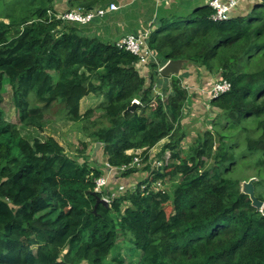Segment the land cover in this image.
<instances>
[{
    "label": "trees",
    "instance_id": "obj_1",
    "mask_svg": "<svg viewBox=\"0 0 264 264\" xmlns=\"http://www.w3.org/2000/svg\"><path fill=\"white\" fill-rule=\"evenodd\" d=\"M38 1L28 11L25 0L20 9L2 10L9 23L0 21V104L10 83L20 118L6 119L0 105V264H126L120 236L132 244L130 251H140L137 264H264V207L252 204L238 176L254 167L255 193L264 201V3L218 22L209 4L175 26L163 19L149 37L156 60L146 77L137 55L86 35L80 23L56 19L49 13L54 0ZM103 1L68 5L90 8ZM170 59L231 83L210 101L222 118L187 150L182 121L190 92L182 75L158 70ZM90 94L104 100L82 112L81 101ZM135 99L139 105L127 111ZM53 103L73 122L91 121L100 110L107 124L92 136L108 163L130 164L139 155L154 178L109 206H96L98 197L111 193L95 191L103 175L98 164L71 157L54 136L30 140L20 130L19 124L42 129ZM235 128L238 135L225 133ZM167 139L159 155L169 150V160L154 168L150 149ZM159 180L163 186L171 180L173 191L156 188Z\"/></svg>",
    "mask_w": 264,
    "mask_h": 264
},
{
    "label": "rangeland",
    "instance_id": "obj_2",
    "mask_svg": "<svg viewBox=\"0 0 264 264\" xmlns=\"http://www.w3.org/2000/svg\"><path fill=\"white\" fill-rule=\"evenodd\" d=\"M107 1V0H104ZM140 1H145L147 4L146 11L148 14H150L151 11V5H150V0H140ZM23 2H20V0H17V3L14 5L19 7L18 4H23ZM25 4H27V8H24L25 11L31 10L37 5L40 4L36 3V0H25ZM56 4L60 8H64L68 5V0H56ZM14 6L3 3L0 1V21H3L5 23H9V19L6 18L5 13L2 12V10L6 9L8 11H13ZM79 7V6H78ZM62 9V10H64ZM3 13V15L1 14ZM184 20V18H178L177 20H171L166 22L163 25L166 26H175L179 22ZM95 21V20H94ZM160 25V23H159ZM86 34V33H85ZM88 36H96L95 34H86ZM102 41L106 42L103 40L101 37H99ZM156 58H153V61H155ZM204 70L205 74H208L209 79L206 81L210 82L213 81L215 82L218 80V78H221V75L219 74V77H216V73H210ZM150 71H152L150 69ZM199 77L202 76L200 73L201 70H197ZM146 77H149L146 69L142 73ZM207 82V83H208ZM202 86L205 85V83L202 82V79L199 78V82H197V85ZM184 86H187L188 84H184ZM196 85V86H197ZM199 90V89H198ZM197 89H193L190 91V98H195L196 99L192 100L189 105H187V108L185 110V116L182 121V126L184 130L187 132V136L185 139L182 141V150H187L188 147L194 142V140L197 138L198 135L202 134L206 129H210L213 127V120L215 124V120L217 118L221 119V112L220 110H216L213 108H210V105H207V101L210 99V94L209 92H203L200 91V93H197ZM199 92V91H198ZM197 94V95H196ZM2 96H3V101L1 102V107L4 109L6 113V119H9L10 121L19 123L20 118H19V111L13 101V89L10 86V83H6L5 86L3 87L2 90ZM166 99V96H163ZM104 99L102 97H96L93 94H90L86 96L82 101H81V111L86 112L89 108H96L100 102H102ZM189 106V107H188ZM61 105L59 103H53L52 106H50L49 110L46 111L45 117H44V127L42 129L32 127V126H25L19 124L21 127L20 130L22 134L30 139L33 140L35 138H39L41 140H44L48 138L49 136H54L66 149V152L73 158H78L79 162H83L87 160L88 162L98 164V166L103 170V174H108V161H107V156L103 150L102 144L99 147L97 151H94L96 142L93 139L92 136V131L97 127L101 126L102 124H107V120L101 115L100 110H94V116L92 117L91 121H80V122H73L71 120H67L64 118V114L60 112L61 110ZM190 108V109H189ZM148 111V110H147ZM150 111H148L149 114ZM215 118V119H214ZM96 122V123H94ZM219 130L224 131L222 126L218 127ZM241 130V129H240ZM238 128L235 129H226L225 133L228 134V136H236L238 135L237 132ZM168 141L165 140L162 145H160V149L153 152L154 154L152 157H150V161L154 163L156 160H158L160 157V150L162 146ZM244 148V145L242 144L240 149ZM140 157V156H139ZM141 159V157H140ZM250 159V158H249ZM145 165V163L140 161V168L139 172L134 173V174H122L119 173L117 175H114L113 172L108 175V185L107 188L105 189L106 191H111V192H119L120 189L119 187L121 185L125 186V189L121 191L122 193H126L129 190L132 189V187L139 183L144 181L148 174L149 171H144L142 168ZM158 168V166L156 167ZM242 175L238 174L240 176L241 180V185L246 189V184L252 180L255 179L253 182H255L258 178L256 177V171L254 167H250L248 169H245L242 173ZM244 175V177H242ZM117 176V177H116ZM154 178L153 176H150L149 179ZM168 182L165 184V186L161 185L162 181H155L154 185L158 186L157 182H160L161 187H166L167 190L170 192L173 191V188L175 187L171 180H167ZM144 186V185H142ZM256 190V189H255ZM120 194V192H119ZM264 207V206H263ZM262 207V208H263ZM261 208V209H262ZM166 212L170 214L173 211V206L171 203H169L167 206H165ZM119 244V254L121 255V259L125 261L126 264H137L140 251L138 250L136 254L133 253V251H130V247L132 248V244L128 243V246L125 245V239L124 236H120L118 240ZM116 254L110 255L109 260H114L116 258ZM111 264H117V261L114 260L111 262Z\"/></svg>",
    "mask_w": 264,
    "mask_h": 264
},
{
    "label": "crops",
    "instance_id": "obj_3",
    "mask_svg": "<svg viewBox=\"0 0 264 264\" xmlns=\"http://www.w3.org/2000/svg\"><path fill=\"white\" fill-rule=\"evenodd\" d=\"M112 2L117 4L119 8L117 10L107 12L103 17H100L93 22L80 24V27L83 28V33L95 34L97 37H101L106 42L116 44L126 35L137 33L144 28L151 26L152 30H155L158 26H160L159 22L163 19H169V21L177 20L178 18L185 19L193 11H195L197 7L208 4L209 0H150V14L146 11V2L140 0H107L99 2L92 7H106ZM262 2L264 3V0H239L238 6L232 10L231 14L246 15L255 6L262 4ZM54 4L55 9L63 11L62 9L64 8H60L58 4H56V0H54ZM65 9H68V7L66 6ZM203 69L205 68L197 67L192 63L184 64V68L181 70L180 75L183 76V82L184 84H188L187 88L190 91L193 89H199V92L197 91V93H200V91L208 92L207 86L213 81H206L209 79V76L204 73ZM197 70H201V77H199ZM205 71L207 70L205 69ZM216 77H219L218 73H216ZM199 78H201L202 82L205 83V85L201 88H199L201 84L197 85ZM193 99L195 100L196 97L191 98L188 105ZM207 102V105L209 106V101ZM163 142L164 141H161L157 144L156 148L150 152V156L154 154L153 152H155L157 148L158 150L160 149V145H162Z\"/></svg>",
    "mask_w": 264,
    "mask_h": 264
},
{
    "label": "built area",
    "instance_id": "obj_4",
    "mask_svg": "<svg viewBox=\"0 0 264 264\" xmlns=\"http://www.w3.org/2000/svg\"><path fill=\"white\" fill-rule=\"evenodd\" d=\"M239 0H209V6L212 7V19L215 22L223 20L231 16L232 10H234L238 6ZM119 6L115 3H111L109 6H96L92 8L86 7H75V8H68L63 11L55 9L54 11H50L51 15H54L56 19L70 21V22H77L80 24H88L93 22L94 20L103 17L107 12L111 10H117ZM152 33L151 26L148 28H144L137 33H131L126 35L124 38L119 40L116 45L119 48L128 50L133 54L138 56L137 68L141 73L144 72L146 69L148 75L151 73V63L153 58L155 57L154 51L152 50L151 46L149 45V37ZM158 70L161 71L162 67L161 64H158ZM231 83L226 79L219 78L215 82L209 84L207 86L208 92L210 94V98L215 97L223 92L230 90ZM139 102V100H136ZM155 148H151L150 152H152ZM141 157V156H140ZM139 155H136L134 160L130 164H124L122 166L113 167L109 163L108 164V174H104L97 178L95 191H105L108 185V175L113 172L114 175L127 171L129 168H135L140 166V159ZM152 157V156H150ZM170 157V151H166L164 157L156 160L153 163V167L160 168L167 163ZM117 177V176H116ZM155 183V182H154ZM153 183V185H154ZM158 186L156 188H161L160 182H157ZM162 185V184H161ZM144 187V186H143ZM120 193L125 189L124 185L119 187ZM111 192V191H109ZM119 192H111L110 194H106L103 196L109 203L110 200L113 199L115 196L119 195Z\"/></svg>",
    "mask_w": 264,
    "mask_h": 264
},
{
    "label": "water",
    "instance_id": "obj_5",
    "mask_svg": "<svg viewBox=\"0 0 264 264\" xmlns=\"http://www.w3.org/2000/svg\"><path fill=\"white\" fill-rule=\"evenodd\" d=\"M186 62H187V60H184V59H170L163 65L161 73L164 76L180 75L181 70L183 69L184 64ZM138 105H139L138 101H133V103L127 108V111H134ZM101 144H102L101 142H97L95 145L94 151H97L99 149V147L101 146ZM254 180L255 179H252L246 184V189H244V187H242V191L247 193L250 196V198L252 200V204L255 207L261 209L264 206V201L259 199L255 193V185L253 182ZM99 203H102L106 206H109V202L102 197L97 198L96 206Z\"/></svg>",
    "mask_w": 264,
    "mask_h": 264
},
{
    "label": "clouds",
    "instance_id": "obj_6",
    "mask_svg": "<svg viewBox=\"0 0 264 264\" xmlns=\"http://www.w3.org/2000/svg\"><path fill=\"white\" fill-rule=\"evenodd\" d=\"M151 30H152V27H151ZM152 31H153V30H152ZM151 34H152V33H151ZM161 66H163V65L161 64ZM183 68H184V67H183ZM149 76H150V74H149ZM218 79H219V78H218ZM212 83H213V82H212ZM185 87L187 88V86H185ZM187 89H188V88H187ZM188 90H189V89H188ZM189 92H190V90H189ZM190 99H191V98L189 97L188 102L190 101ZM211 99H212V98H210V99L208 100V101H209V104H210ZM136 100H138V99H135L134 101H136ZM139 103H140V101H139ZM187 105H188V103H187ZM186 108H187V107H186ZM156 146H157V145H156ZM156 146H154L153 148H156ZM167 151H169V150H167ZM130 152H132V151H130ZM165 153H166V151H165ZM165 153H164V154H165ZM159 159H161V158H159ZM159 159H158V160H159ZM153 166H154V165H153V163H152V167H153ZM139 167H140V166H139ZM154 168H156V167H154ZM107 169H108V168H107ZM157 169H160V168H157ZM103 175H104V174H103ZM150 176H151V175L148 174L147 178H149ZM142 187H143V186H142ZM102 198H103V197H102ZM109 204H110V203H109Z\"/></svg>",
    "mask_w": 264,
    "mask_h": 264
}]
</instances>
